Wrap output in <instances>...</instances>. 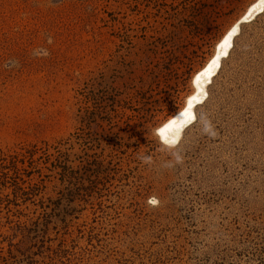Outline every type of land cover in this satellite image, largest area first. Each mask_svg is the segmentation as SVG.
Here are the masks:
<instances>
[{"label": "rangeland", "instance_id": "1", "mask_svg": "<svg viewBox=\"0 0 264 264\" xmlns=\"http://www.w3.org/2000/svg\"><path fill=\"white\" fill-rule=\"evenodd\" d=\"M255 1L0 0V264H264Z\"/></svg>", "mask_w": 264, "mask_h": 264}, {"label": "bare ground", "instance_id": "2", "mask_svg": "<svg viewBox=\"0 0 264 264\" xmlns=\"http://www.w3.org/2000/svg\"><path fill=\"white\" fill-rule=\"evenodd\" d=\"M264 0H256L249 6L245 14L241 17L243 21L251 20L256 14L263 11ZM240 21H237L226 35L217 44V49L211 59L194 76L195 89L187 98L184 109L172 116L166 123L159 128V134L162 140L168 144H175L180 138L184 127L193 121L195 106L203 102L207 96V85L220 68L222 58L232 48V40L239 32Z\"/></svg>", "mask_w": 264, "mask_h": 264}, {"label": "clouds", "instance_id": "3", "mask_svg": "<svg viewBox=\"0 0 264 264\" xmlns=\"http://www.w3.org/2000/svg\"><path fill=\"white\" fill-rule=\"evenodd\" d=\"M141 159L144 161V162H149L151 160V156H143L141 157Z\"/></svg>", "mask_w": 264, "mask_h": 264}, {"label": "snow or ice", "instance_id": "4", "mask_svg": "<svg viewBox=\"0 0 264 264\" xmlns=\"http://www.w3.org/2000/svg\"><path fill=\"white\" fill-rule=\"evenodd\" d=\"M153 203H155V201H153Z\"/></svg>", "mask_w": 264, "mask_h": 264}]
</instances>
